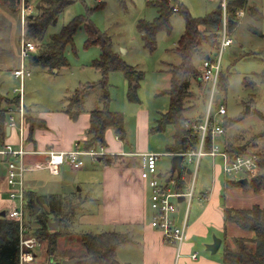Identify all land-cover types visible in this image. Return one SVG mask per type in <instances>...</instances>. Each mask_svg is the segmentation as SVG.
<instances>
[{
	"label": "rangeland",
	"instance_id": "1",
	"mask_svg": "<svg viewBox=\"0 0 264 264\" xmlns=\"http://www.w3.org/2000/svg\"><path fill=\"white\" fill-rule=\"evenodd\" d=\"M38 1L30 0L28 3H24L25 1L21 0L20 6L16 5L14 8L5 5V2H0V92L9 97L20 95L21 99H19L17 105H20L22 101V113L25 120L26 113H29L27 108L42 115L54 112L59 114L66 112L67 109H75L74 104L71 102V97L75 96V89L86 82H97L101 77V72L90 64L91 60L98 56L100 46L85 44L87 34L83 27L77 29L73 44H69L65 49L68 65L50 68L32 63L31 56L30 58L27 57L25 61L31 70V75L24 79L13 75L11 70L15 66H19L21 61V39L22 37L26 38L25 32L28 24L29 12L23 14L22 6L24 8L27 5H32L34 7L32 13H36ZM174 1L183 3L192 16H203L212 11L218 4V0ZM248 4L256 5L264 16V0H248ZM157 12V7L149 4L147 0H75L67 5L56 22L48 25L45 30L46 36L49 37L51 33L57 32L73 16L82 14L93 21L100 32L109 38L113 50L127 64L132 65L139 72L140 76L136 87L137 100L128 99L127 90L130 82L121 71H112L107 75V93L109 97L107 99L109 101L101 99L103 88L98 83L83 90L79 96H75L81 100L79 114L82 112V108L86 109L82 113H86L91 108L103 107L104 101L109 110L124 113L126 136L123 142L126 143L125 147L128 146V143L136 147L138 142H141L147 148L153 147L157 150H164L173 143L174 126L172 123H168L160 131H143V128H139L140 122L143 125L144 122H148V128L150 129L151 126L157 123L160 115L168 109L169 96L163 92V89L170 84L172 66L181 61V56L175 49L185 30L184 19L179 11L174 10L170 16L171 30L168 32L166 29H162L157 33L156 46L153 50H149L144 45L137 28V21L141 18L151 21L155 18ZM247 21H251V19L245 13L238 21L239 24L237 23L236 28H230L231 31L233 30L231 37H233L234 42L226 47L222 53L221 72L226 75L228 84L225 90L219 91L221 95L219 102L226 106V118L234 120V122L227 125L224 134L216 137V142L221 149L227 137L235 140L236 144L250 142L254 149H264V78L262 76L264 56L261 52V49L264 48V37L252 34L246 25ZM257 26L264 35V19ZM208 33L205 31L204 34L209 35ZM216 51V45L213 47L204 40L192 54V61L199 68L204 53L215 56ZM243 78H246L245 82L253 81V83L246 85ZM134 83L133 80L131 84L134 85ZM191 84L193 93L191 91L187 99H193L192 105L194 106L186 109V112H184L185 118H190L192 113L196 114V109L197 112L202 111L200 113L202 114L206 108V100L203 103L199 96V84L195 76H192ZM250 99H252L251 102ZM247 105L249 111L246 112ZM12 112L15 116V122L19 124L20 114L15 111ZM9 113L8 110L7 117ZM56 115L53 116L54 121ZM57 127L63 128L60 124H57ZM50 130L52 129L50 128ZM17 132L18 135L22 133V131ZM112 133L114 132L111 131L110 134L112 135ZM85 134L88 138L86 131ZM174 141H177V139ZM79 142L80 145L83 144L81 140ZM252 147H249V149ZM102 156L96 158L99 159ZM116 159L112 158V160ZM124 159L127 163L128 156H124ZM171 159V154L164 152L158 159L159 168L163 171L170 169ZM84 160L88 165H92L89 163V156H84ZM95 165L98 166L97 163ZM218 165L221 167L224 165L220 155L215 157L211 155L203 156L197 179L198 191L201 185H213L215 175L220 178L222 183L225 179H230L231 176H237L235 179L246 176L243 173L225 175L222 171L218 174ZM42 168L40 166L29 167L25 173L29 178L34 175L37 176L35 180L39 184L38 190L55 192L77 190L79 185L74 181L73 172L79 171L81 168L73 170L67 164L61 169L59 176H54V174L52 177L48 175V171L51 173L50 170ZM62 174L64 179L60 184L59 177ZM84 175V173L80 174V178ZM79 184L82 189L84 188L83 191H79L80 197L84 199L83 194L88 184ZM1 198L5 201L9 200L8 192ZM83 199H74L65 215L67 224H61L59 227L60 229L64 227L68 231V233L58 238V250L64 253L62 259L71 258L69 256L71 253L83 251L84 248L79 240L81 233L107 229L100 224L103 216L99 207L101 201H86V207L80 208L82 206H78L77 203ZM27 216H29L28 213ZM52 217L51 215L50 218ZM56 219H52V221ZM149 220L150 211L147 222ZM251 233L253 236L254 232L251 231ZM30 235L31 230L29 227L23 236L29 237ZM213 236L216 235H212V239ZM72 237L73 239H71ZM45 249V241H42L40 245H36L35 251L39 256L28 264H48L50 260L54 261L55 264H60L61 254L56 255L50 253V251L46 252Z\"/></svg>",
	"mask_w": 264,
	"mask_h": 264
},
{
	"label": "trees",
	"instance_id": "2",
	"mask_svg": "<svg viewBox=\"0 0 264 264\" xmlns=\"http://www.w3.org/2000/svg\"><path fill=\"white\" fill-rule=\"evenodd\" d=\"M20 1L21 0H0V2H5V5H9L12 8L16 5L19 7ZM24 1V3H28L30 0ZM74 1L75 0H39L36 4V13H32L34 8L32 5L28 6L26 11L29 12L27 17L28 24L25 36L35 41L37 46L35 53L31 57L32 63L50 68H59L68 65L65 49L69 44H73L74 34L77 29L83 27L87 34L85 44H97L100 46L98 56L93 58L90 64L101 72V77L97 82H86L78 86L75 89V96H79L83 90L98 83L103 88L101 99L109 101V99H107L109 98L107 93V75L112 71H121L130 82V86L127 90L128 99L132 101L137 100L136 87L140 76L139 72L132 65L127 64L121 56L113 50L109 38L104 33L100 32L94 22L89 18H86L82 14H77L67 23L63 24L57 32L51 33L49 37L46 36L45 30L48 25L55 23L64 8ZM147 1L149 4H153L157 7V15L151 21L142 18L139 19L137 21V28L144 41L145 47L149 50H153L156 46L157 33L162 29H166L168 32L171 30L170 16L172 12H174L171 4L175 1ZM240 8H243L246 15L251 19V21H248V29L252 34L264 37L257 26V24H260L264 19V16L256 5L248 4V0H229V10L232 14L229 28L234 29L236 27L239 20L236 19L235 15L236 11ZM177 11L183 16L185 23V30L175 47L176 51L181 56V61L172 66L170 84L163 89V92L167 93L169 96V107L160 115L157 123L150 127L152 131H160L163 130L168 123L173 124V137L174 140L177 139V141H173L170 146H167L166 151L185 149L194 146L197 141L196 133L188 129L186 126L187 118L184 117L185 110L189 108L188 103H190V101L192 102V99H187L188 94L192 91V76H195L198 81V86H200L201 90L199 91V96L203 103L206 99L202 89V83L199 80V71L192 61V54L204 40L213 47L217 45L222 24L219 3L212 11L203 16H192L187 7L181 2H178ZM205 31L207 33L210 31L208 33L209 35L204 34ZM261 52L264 56V48L261 49ZM262 76L264 78V70ZM245 79L246 78H243V82L246 85L253 83V81L245 82ZM133 80L135 81L134 85L131 84ZM227 84V77L221 72L218 90H225ZM75 96L71 97V102L74 104L75 109L66 110L71 114L72 118L78 116L76 114L79 111L78 106L81 103L79 97ZM251 101L252 99H250V102ZM18 103L19 95L9 97L0 92V134L5 133L7 108L17 105ZM27 115L26 113L27 121H30V124H32L30 126L31 134L34 123ZM89 122V127L86 130L88 138L82 139L86 148H98L99 146H103L105 144L104 134L107 128H112L114 133L121 139L125 138L124 113L122 111L109 110L105 101L103 107L90 111ZM233 122L234 120L226 118L225 114L222 122L224 131L227 125ZM188 135L190 137V144H188V140H186V136ZM183 137H185V142H182ZM252 146L250 142L236 144L235 140L228 137L225 139L223 145L230 156L236 154H249L252 152L258 153L260 170L256 174L247 175L248 181L246 183L240 182V184L247 189L251 188L255 192L264 193V149L257 150ZM249 147L252 148L249 149ZM113 157L118 158L117 155H103L102 158L99 159H104L106 163H112ZM168 171L171 172V170ZM177 181L178 185L183 183L180 175H178ZM43 201L50 203L52 212H54L52 218H50V212L45 211L39 206V203ZM62 201L63 200L58 199L54 195L37 196L35 193H30L25 203V208L28 207L31 214L27 221V225L30 226L32 234L35 235L40 242L45 241L46 252L50 251L56 255L61 254L60 259L63 258L64 253L58 250V238L68 233V231H66L64 227H62V229L59 227L61 224H67V222H65V215L71 206L69 201L64 203ZM34 203L39 207L37 211L35 210ZM57 210H59L58 212L60 213H57ZM224 217L225 219L234 221L244 229L253 231L254 235L250 238H233L234 246H226L224 249L222 256L223 263L264 264V202L263 204H252L247 208L226 207L224 209ZM56 218L59 220L58 225L55 229H51L48 222ZM71 239H73V237ZM130 239V235L122 231L106 230L101 232H83L79 235V240L84 248L83 251L71 253L69 256L82 258L81 261L75 264H123L115 257V249L118 244L130 241ZM18 245V222L8 218L6 215H0V264H19Z\"/></svg>",
	"mask_w": 264,
	"mask_h": 264
},
{
	"label": "crops",
	"instance_id": "3",
	"mask_svg": "<svg viewBox=\"0 0 264 264\" xmlns=\"http://www.w3.org/2000/svg\"><path fill=\"white\" fill-rule=\"evenodd\" d=\"M246 25L248 26V21ZM200 67L201 66L199 65V68L197 69H200ZM198 87L199 91H201L200 86ZM192 104L191 101L188 103L189 108L194 106ZM78 108L80 111V104ZM27 109L29 110L27 111L29 112L27 113V116L30 117L34 123L31 134L30 126L32 124H30V121H27V119L22 128V136L18 135L17 131H21L18 124L16 127H8L9 131L7 133V123H5V133L0 134V146L3 143L10 142L16 145L22 143L28 150H46L50 148L66 150L73 148L77 143L79 147L86 148L82 139L86 138L85 131L90 124V111L96 108H91L86 113H82L86 110L85 108H82V112L78 114V111L76 114L78 116L76 118H72L70 113H66L67 111L59 114H57L58 112H54L42 115L34 112L30 108ZM201 112L202 111L197 112L196 109V114L192 113L190 115L191 117L187 118V121L197 120ZM54 115H56V122L53 119ZM221 119L222 117L219 118V120ZM19 122H21L20 117ZM57 124H60L63 128H58ZM148 125V122H144V125L140 122L139 128H143V131H149L151 129L148 128ZM50 128L52 130H50ZM111 131L114 132L112 128L106 129L104 134V139L106 138V140L102 147L108 151L105 155H117L118 158L116 160H112V163H106V161L104 162V159L101 160L97 158V160H92L89 156V163L92 165H88L86 160H84V166L82 165L78 167L81 169L73 172L74 181L79 185L76 191L55 192L38 190L37 187L39 184L35 180L37 176L34 175L31 179L25 174L26 199L30 193H35L37 196L54 195L58 199L63 200V203L69 201L70 204H73L75 198L83 199L80 197V192L83 191L84 188L82 189L79 183H81V185L87 183L88 186L83 194L84 199L78 202L77 205H81L82 207L80 208H85L86 201H101L99 207L103 216L101 217L102 221H100V224L107 228L102 231L115 230L127 232L131 237L130 241L118 244L115 249V257L123 264H224L222 258L224 249L226 246H234L233 238L252 237L251 231L240 227L234 221L225 219L224 209L226 207L247 208L252 204H263L264 193L255 192L251 188L247 189L242 186L239 182L241 179L240 177L239 179H235L237 176H231L230 179H225L222 183L217 175H215V183L213 185H201L198 191V174L203 156L208 155L206 154L203 155L200 160L199 169L195 179V192L198 197L192 199L190 204L186 238L180 247L167 241L163 237L161 231L151 227L149 221L147 222L149 216V188L147 182L140 178V157L133 154L139 152L166 151V148L164 150H157L153 147L147 148L141 142H138L136 147H133V145L129 143L128 146L125 147L126 143L123 142L125 138L121 139L115 133H112L111 135ZM224 133L225 131L222 134ZM172 138L174 141L173 133ZM80 140L83 143L82 145L79 144ZM185 141L186 140H184V142ZM100 147L101 146L96 149H99ZM216 155L211 156L215 157ZM124 156H128L127 163ZM23 159L27 164H32L44 161L46 155L43 153H25ZM158 159H160V157ZM96 163L98 166L95 165ZM182 164L183 169L181 173L178 174L175 172L177 179L178 175H180L183 182L178 185L177 181V184L175 185V188L180 190H184L186 182L190 179L189 172L191 169V165ZM65 165L67 164L63 163L60 166L59 172L55 175L49 173V171L48 175L50 177L53 175L59 176L61 169H63ZM157 166L158 173H165L169 172L168 170H171V168L164 171L161 170L158 165V160ZM40 167L46 169L44 165H40ZM74 169L76 170V168H73V170ZM5 171L6 166L4 159L0 155V212L6 210L10 200L5 201L1 198L10 188L6 182ZM220 171L227 175L224 172L223 167L218 165L217 173L219 174ZM83 173L85 175L80 178V174ZM63 179L64 176L62 174L59 177L60 184ZM199 195L203 198H199ZM177 202V208L173 214L177 223H180L185 213L186 203L183 199ZM39 206L45 211L50 212V215L54 214L49 202L43 201L42 203H39ZM25 210V219L27 222L31 214L29 208ZM59 210L56 212L60 213L58 212ZM27 213L29 216H27ZM212 235L221 238L220 245L217 252H215L216 254L211 253L210 250H207L206 248L204 249L205 243L212 242ZM195 251L197 252V257L192 258L191 253ZM38 256L39 254L36 252V257Z\"/></svg>",
	"mask_w": 264,
	"mask_h": 264
},
{
	"label": "built area",
	"instance_id": "4",
	"mask_svg": "<svg viewBox=\"0 0 264 264\" xmlns=\"http://www.w3.org/2000/svg\"><path fill=\"white\" fill-rule=\"evenodd\" d=\"M101 1V0H100ZM172 1V0H169ZM221 8L222 24L219 31L218 43L216 45V55L202 58V64L199 69V80L202 83V89L205 93L206 108L205 111L198 116L197 120L187 121L188 129L192 130L197 135V141L194 146L182 148L177 151H160V152H139L133 153L140 157V178L147 182L149 188V211L151 227L161 231L163 237L180 247L186 238V229L188 223L189 209L192 199L198 197L195 192V179L199 169V163L203 155L220 154L223 158V170L227 175L256 174L260 170L259 155L256 152L247 154L231 155L224 149H221L216 142V137L224 132L223 118L226 114V106L219 102L218 85L222 68V53L226 47L230 46L234 39L231 37L230 20L232 14L229 10V0H218ZM25 5V4H23ZM173 10H178V3L172 2ZM28 5L23 8L22 13L27 11ZM245 14V10L240 8L236 11V19L240 20ZM36 43L29 38L22 37L20 47L21 61L19 66L12 70L15 77L24 79L31 75V70L26 64V58L31 57L36 50ZM205 54V55H206ZM17 90V89H15ZM19 95V94H18ZM19 99L20 95H19ZM22 101L20 105L10 106V111L5 123L7 126L16 127L15 116L12 111L20 114L19 128L22 131L25 124L23 115ZM222 117L221 120L219 118ZM22 133L20 134L22 136ZM188 144H190L189 135L186 136ZM167 152L171 156L181 154L183 156L182 163L191 165L190 179L186 182L184 190L176 189L177 178L175 172L158 173L157 160ZM25 153H43L46 159L42 162L27 164L23 155ZM108 153L102 146L99 149L90 147H79L76 143L71 149L57 150H28L22 143L13 144L10 142L3 143L0 146V155L4 159L6 166L5 178L9 185L8 195L10 200L5 210V215L18 222L19 227V245L18 257L19 264H28L36 257L35 246L41 242L32 234L29 237H24L27 228L30 226L26 222V197H25V173L29 167L44 165L51 173L59 172L60 166L63 163L69 164L72 168H78L84 163V156H90L92 160H97L96 157ZM183 169V168H182ZM172 173V174H171ZM179 174V173H178ZM183 197L186 203L185 213L180 223H177L174 212L176 211L177 201L179 197ZM199 198H203L199 195ZM192 258L197 257V252L191 253Z\"/></svg>",
	"mask_w": 264,
	"mask_h": 264
},
{
	"label": "water",
	"instance_id": "5",
	"mask_svg": "<svg viewBox=\"0 0 264 264\" xmlns=\"http://www.w3.org/2000/svg\"><path fill=\"white\" fill-rule=\"evenodd\" d=\"M208 55H204V57H207ZM220 94L217 95V97H219ZM249 111V106L247 105V108H246V112ZM9 131V128L7 126V133ZM185 140V137H183L182 139V142H184ZM171 171L172 172H177V173H181L182 171V168H183V164H182V161H183V156L181 154H176V155H173L172 156V159H171ZM248 181V179L246 177L244 178H241L239 180V182L241 183H246ZM183 197H179L178 200H182ZM34 206H35V210H38V206H36V204L34 203ZM0 215L1 216H4L5 215V211H1L0 212ZM58 219H56L55 221H52L50 220L48 222V225L51 229H54L57 227L58 225ZM220 242H221V238L220 237H217V236H213V240L212 242H208V243H205V247L207 250H210L212 253L216 252L219 245H220ZM82 258L80 257H71V258H64L61 260L60 264H75L76 262H79L81 261ZM48 264H55L54 261L50 260Z\"/></svg>",
	"mask_w": 264,
	"mask_h": 264
}]
</instances>
